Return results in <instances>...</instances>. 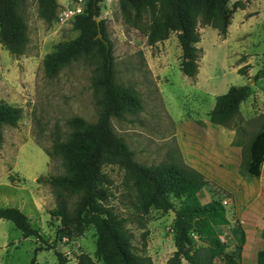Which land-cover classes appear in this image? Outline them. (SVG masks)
Wrapping results in <instances>:
<instances>
[{
  "label": "rangeland",
  "instance_id": "1",
  "mask_svg": "<svg viewBox=\"0 0 264 264\" xmlns=\"http://www.w3.org/2000/svg\"><path fill=\"white\" fill-rule=\"evenodd\" d=\"M73 1L57 0L54 18L46 21L38 14L36 0H23L20 11L27 41L22 51L10 54L0 44V99L21 108L17 123L1 128L0 206L18 207L39 233L38 237H24L10 220L0 218V264H58L55 251L63 257V264H76L81 252L95 259L92 224L86 225L80 235H66L59 228L58 216L50 214L57 206L71 210L76 195L36 181L39 176L64 173L62 159L52 145L67 137L71 130L67 120L78 115L93 121L97 115V94L89 65L73 61L52 77H46L42 70L43 56L57 42L78 32L72 26L74 18L61 21L57 17L60 8ZM97 4L111 41L114 79L130 86L141 104L140 109L126 112L123 118L111 117L112 129L142 164L165 161L172 152L202 172L207 182L198 192L200 200H219L227 217L226 223L215 226L225 249L240 264H257L256 251L264 246L260 236L264 223V160L258 176L243 175L239 169L241 146L234 142L245 144L254 130L264 126V14H260L257 31L248 39L220 46L219 50L228 54L225 65L218 61L200 65L206 56L211 58L208 40L203 45L208 54L200 51L196 73L186 76L179 69L180 48L175 33L147 44L138 28L121 21L117 0H99ZM238 46L250 55L249 63L242 64L241 57L235 59L230 54ZM231 84L248 86L246 99L256 106L255 110L249 117L241 116L237 126L210 123L204 114L213 104L214 93L224 92ZM103 170L111 180L108 203L116 213L127 217L125 226L131 232L133 249L140 252L141 232L147 229L144 252L153 264H166L174 249L172 210L149 208L138 219L130 206L132 192L124 183L122 170L115 164H106ZM173 201L176 205L177 197Z\"/></svg>",
  "mask_w": 264,
  "mask_h": 264
},
{
  "label": "trees",
  "instance_id": "2",
  "mask_svg": "<svg viewBox=\"0 0 264 264\" xmlns=\"http://www.w3.org/2000/svg\"><path fill=\"white\" fill-rule=\"evenodd\" d=\"M36 1L39 16L46 21L53 19L57 0ZM98 1L86 0L83 11L75 15L72 22L77 34L57 42L42 58L46 77L54 76L73 61H84L91 67V84L97 94L96 119L88 121L78 115L71 116L67 120L71 127L67 137L52 145L53 152L62 159L64 173L36 177L38 182L76 195L71 210L64 206L50 210V214L58 216L63 233L80 235L86 225L94 227L95 259L81 252L76 264H153L144 252L147 229L141 232L143 240L137 252L131 244V232L125 226L127 217L116 213L108 203L107 186L111 180L103 170L106 164H115L122 170L124 183L132 192L130 206L138 219L149 208L172 210L174 249L166 258V264H179L182 260L185 264H240V260L225 249L215 228L227 222L223 205L217 199L201 201L199 198L198 192L206 184V176L172 152L165 161L142 164L112 129L111 117L123 118L126 112L140 109L141 104L130 86L114 79L111 41L102 17L99 28L108 40V47L96 37L94 18L99 15ZM22 4L23 0H0V44L14 55L22 51L27 41L26 23L20 11ZM117 6L121 21L138 28L147 44L175 33L180 48L179 69L186 76H193L197 71L201 51L195 45L199 40L198 27L208 25L223 36L231 14L228 0H117ZM247 94L246 84H231L224 92L215 94L213 105L207 111L208 120L221 126H237L242 120L239 103ZM20 114L19 106L0 99V142L2 126L15 125ZM234 143L241 146L240 172L245 176H258L264 157V126L254 130L245 144ZM44 151L50 155L49 149L44 148ZM0 218L10 220L24 237L39 236L37 228L16 206H0ZM262 218L264 220V212ZM260 236L264 239V223ZM55 254L58 264H63L61 254L56 251ZM255 258L257 264H264V246L256 251Z\"/></svg>",
  "mask_w": 264,
  "mask_h": 264
},
{
  "label": "crops",
  "instance_id": "3",
  "mask_svg": "<svg viewBox=\"0 0 264 264\" xmlns=\"http://www.w3.org/2000/svg\"><path fill=\"white\" fill-rule=\"evenodd\" d=\"M228 6L231 9V14L226 27V32L223 36L219 35L215 28H212L208 25L200 26L198 28L199 40L195 43V45L201 48L202 53L206 55L208 54V51H206V48H204L203 45L204 42L210 40L208 42V46L211 55V60L206 56L205 59H202L200 61V65H209L215 63L216 61H218V63H221V65H225V57H227L228 54L227 52L220 51V46L232 41L235 44H239L238 41L242 39H248L252 33H255L257 31L256 25L258 22V18L260 14H264L263 0H228ZM232 6H234V9H232ZM230 54H232L235 59L241 57L242 64H247L251 60L249 58L250 55L244 52L242 49L240 50L239 46L237 50L232 51ZM241 55H244V58ZM210 61L212 63H210ZM215 94L217 93H214V95ZM246 98L247 96L239 103V114L242 116V118L249 117L256 107L254 106V104L250 103L249 99L247 100ZM201 102L202 100L198 101L199 106L201 105ZM246 105H248L249 107L248 110H245ZM204 115H207V112Z\"/></svg>",
  "mask_w": 264,
  "mask_h": 264
},
{
  "label": "built area",
  "instance_id": "4",
  "mask_svg": "<svg viewBox=\"0 0 264 264\" xmlns=\"http://www.w3.org/2000/svg\"><path fill=\"white\" fill-rule=\"evenodd\" d=\"M83 7L84 0H74L71 4L63 5L57 13V17L61 21L73 19L75 15L83 11Z\"/></svg>",
  "mask_w": 264,
  "mask_h": 264
},
{
  "label": "water",
  "instance_id": "5",
  "mask_svg": "<svg viewBox=\"0 0 264 264\" xmlns=\"http://www.w3.org/2000/svg\"><path fill=\"white\" fill-rule=\"evenodd\" d=\"M99 19H100L99 15L94 18L95 24H96V37H98L101 41H103V43L105 44V46L107 48L108 47V40H106L101 34V31L99 28Z\"/></svg>",
  "mask_w": 264,
  "mask_h": 264
}]
</instances>
